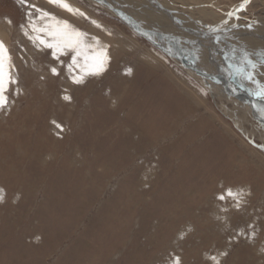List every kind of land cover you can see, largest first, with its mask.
<instances>
[{"label":"rangeland","instance_id":"1","mask_svg":"<svg viewBox=\"0 0 264 264\" xmlns=\"http://www.w3.org/2000/svg\"><path fill=\"white\" fill-rule=\"evenodd\" d=\"M160 1L208 24L234 10L264 22V0H253L258 6L251 9L245 0ZM28 2L86 33L81 64L103 58L105 49L109 59L100 75L87 76L80 85L64 68L53 77L51 56L23 35L29 9L19 0H0V40L18 81L8 87L9 105L0 109V264H164L170 253L183 264H212L208 256L220 264H264V107L255 111L242 100H264L256 95L258 84L264 86V42L248 35L244 48L242 38L230 40L239 50L224 44L227 49L212 50L213 61L190 52L195 66L210 72L213 65L227 78L242 96L237 99L228 87L183 68L90 0H68L88 20L47 0ZM122 10L147 23L133 10ZM32 22L37 28L55 25L52 19ZM142 56L160 64L161 74L175 73L186 80L182 86L196 88L202 107L188 108L181 98L158 107L157 85L145 105L144 88L154 80L143 71L156 67ZM62 59L67 64L70 57ZM247 72L261 81H249ZM153 111L161 116L153 119ZM229 187L250 193L238 211L232 200L215 199Z\"/></svg>","mask_w":264,"mask_h":264},{"label":"snow or ice","instance_id":"2","mask_svg":"<svg viewBox=\"0 0 264 264\" xmlns=\"http://www.w3.org/2000/svg\"><path fill=\"white\" fill-rule=\"evenodd\" d=\"M19 2L23 3L29 9L26 13V17L29 22L28 28L25 29L23 24L20 25L22 29H25L23 31V35L33 44L34 47H36L38 51L47 52V54L51 56L52 61L55 63L49 65L48 72L53 77L60 76V70L61 68H64L71 82L73 84L80 85L84 83L87 76L100 75V73L105 69L106 61L109 59L106 56V49L103 58L94 57L92 58L91 63H88L86 60L84 64H81L79 58L81 55V48L84 45L86 33L74 28L67 20H59L52 12H49L35 4H30L28 0H19ZM247 2H249V0H245V3ZM47 4L51 7L62 9L73 15L78 14L86 20L90 19L83 11L74 9L68 3V0H47ZM243 6L244 5L242 4L241 8H243ZM34 13L36 14L35 16ZM229 15L233 14L229 13ZM34 19H52L55 20V25H46L43 28H37V26L32 22ZM7 23L10 25L12 22L10 19H7ZM91 23L96 25V27H101L96 21H91ZM249 27H251V25H249ZM94 39H96V43L99 44L98 38ZM62 57H70L69 62L65 64ZM6 60L9 61L7 71L5 66ZM10 61L11 57L8 53L7 46L2 40H0V109H5L9 105V98L6 94L8 87L13 83H18V81L14 80L11 75V70L14 68V65H12ZM247 63L252 69L256 68V64L252 63L251 60H247ZM128 72L130 73L131 69H129ZM236 72L238 74H244L242 68H237ZM245 78L256 82L253 72H247L245 74ZM41 79H44L43 75L41 76ZM256 83L258 84V82ZM258 88L259 90L256 92V95L264 96V86H259L258 84ZM63 99L71 101V97L68 95L63 96ZM56 126L58 128L62 127L60 125ZM249 194L250 193H246L243 189L233 191L231 187L227 189L221 188L215 199L221 203H224L229 199L232 200L234 202V207L238 211L244 202V197ZM220 211L227 212L228 208L221 207ZM217 219H222V217L217 216ZM190 230L191 229H189V231ZM185 234L186 233H181L180 238L183 239ZM240 234L242 235L243 233L241 232ZM252 236H255L254 231ZM226 254L227 253H221L220 255ZM207 259L210 260L212 264H220V261L216 256H208ZM164 264H183V261L181 256L170 253Z\"/></svg>","mask_w":264,"mask_h":264},{"label":"bare ground","instance_id":"3","mask_svg":"<svg viewBox=\"0 0 264 264\" xmlns=\"http://www.w3.org/2000/svg\"><path fill=\"white\" fill-rule=\"evenodd\" d=\"M90 1H92V0H90ZM108 1H110V0H108ZM112 2L117 7H119L120 9L129 8V9H131V11L133 10L134 13L138 15V17L141 16L144 21H147V23L141 21L138 18H133V19L137 21V23L142 27L143 30H146V31L153 30V31H157V33H161L160 34L161 36H159V37L166 39L170 43L169 44L170 46L164 45L165 50L167 52L170 51L173 53L177 49V55H178L179 61L184 60L190 66H192L195 69H198L200 71H203V72H207L206 71L207 69L205 70L202 67L195 66L194 62L189 60L190 56H193L190 53L191 51H193V52L199 51V52H201V54L205 53V54H207L208 59L210 58V60L213 61L214 53L212 52V50L213 51L216 50L219 52V49H227L224 46V44H228L231 49L239 50L238 45L230 42V40L240 41V38H242V40H243V38H245L246 36L249 35L259 42H262V41L264 42V36H263L264 35V22L258 21V20L255 21L252 18H249V19L245 18L242 15H240V13L236 17V18H238L237 20H235V18L226 19L227 17L230 16V15L229 16L226 15L223 19L219 18L220 21L213 20L214 22L212 24H208V23L204 22L205 20L203 21V20L196 19L192 15H190V14H188L182 10H178L176 8L172 9L168 5H166V3L164 4L165 7L167 9L172 10L175 13L174 15L163 14L160 11H157L153 8H150V7H148L147 2H145L144 0H112ZM249 4H251L250 5L251 6L250 9H251V8H254L255 6L256 7L258 6V1H254V2L249 1V2L245 3V5H247V7ZM245 5L243 6V9H244ZM233 12H235V10ZM151 13L159 16V18H157V16L155 19L153 17H150ZM260 19H261V17H260ZM241 21H244L243 24H241ZM141 22H143V23H141ZM249 25H251V27H249ZM207 26H214V27H211L212 28L211 29V28H206ZM257 27H260V28H257ZM161 29H163L165 32H162ZM256 29L257 30L259 29L260 31H262L263 35L260 34V36H259ZM242 40L240 41V43L244 47L247 43L244 42V40L243 41ZM247 45H249V44H247ZM185 46L187 48H185ZM187 50H189V51H187ZM248 50H245V53ZM260 50L264 51V48H261ZM250 52H251V50H250ZM238 54H240V53H238ZM233 56H235V55H233ZM240 56H241V54H240ZM263 56H261V57H263ZM200 57H202V56H200ZM243 57H244V55H243ZM192 60L194 61L195 57ZM234 61H236V60H234ZM203 62H205V61H203ZM241 64L242 63H240V65ZM215 65L217 66V64H215ZM212 67H213V65H211V69H210L211 71L210 72L208 71L207 74L210 75L211 77L217 78L221 82L227 83L228 79L223 77V76H220L219 73H215V71L213 70ZM256 68H257V66H256ZM186 69H188V68H186ZM228 88L233 92L234 95L240 96L238 94L237 88L234 85L228 84ZM240 97H242V96H240ZM251 99H254V102H257V103H254L253 100H251ZM242 100H244L243 102L248 101L246 104H248V103L252 104L253 103L252 105H253V109L255 111L257 110V107H259L260 109H261V107H264V100L262 101V100L254 98V97H247V98L242 97Z\"/></svg>","mask_w":264,"mask_h":264},{"label":"crops","instance_id":"4","mask_svg":"<svg viewBox=\"0 0 264 264\" xmlns=\"http://www.w3.org/2000/svg\"><path fill=\"white\" fill-rule=\"evenodd\" d=\"M257 28H260V27H257ZM258 31H260V30L258 29L257 32ZM260 34L263 35V32L259 33V36H260ZM145 56H142L143 57L142 60L147 64V66L152 65V66L156 67V68H153L154 70L152 68H150V69L147 68L146 71H143L146 78H150V79L154 80L153 83H150L147 87L144 88L145 90H148L147 96L143 97L145 105L148 102V94L149 93L153 94L152 90L157 85V88L159 89V91L158 92L156 91L155 94L158 95V98H157V100H158L157 106L158 107L163 106L165 108L166 105L167 106H170L171 104L173 105L175 99L177 100L179 98L182 99L181 102L184 104V106H187L188 108H192L194 110H199L202 107V105L204 104V102L202 101L203 97L201 96V94L197 90H195L196 88L189 86V85L187 87L184 85L182 86V83L187 84L186 80L185 79L182 80V77L177 76V74H175V73L173 74L172 77H171V75L167 76V75L161 74L159 72V71H163L162 70L163 68H161V65L160 64H154L153 62L151 64H150V62L148 63V61H150V59L145 58ZM173 81L177 82V85H175V82H173ZM130 82L131 83L129 84V90H132L136 86H135L134 81H130ZM164 83H167L169 85V89H170V90H168L169 93H166V86L164 85ZM179 84L181 86H179ZM127 94L128 95L130 94V96L132 95L131 93H129V91ZM168 94H169V97H168ZM152 116L154 117L153 119H155L156 117L158 118L159 116H161V114L160 113H154V111H153L151 113L150 117H152Z\"/></svg>","mask_w":264,"mask_h":264},{"label":"water","instance_id":"5","mask_svg":"<svg viewBox=\"0 0 264 264\" xmlns=\"http://www.w3.org/2000/svg\"><path fill=\"white\" fill-rule=\"evenodd\" d=\"M145 2H147L148 7L153 8L157 11L162 12L163 14H169V15H174L175 13L170 10L167 9L164 5V3H162V1L160 0H144ZM250 2L253 0H249ZM92 2H94L95 4L99 5L101 8H105L107 9L113 16H115L116 18H118L119 20H121L124 24H126L135 34H137L138 36L142 37L143 39L147 40L149 43H151L153 46H156L158 49H160L163 53H165L170 59L172 60H178V55H177V49L176 51L173 52V55L170 52H167L165 50V46H170L169 41H167L166 39H163L159 36H161V33H157V31H146L143 30L142 27L137 23L136 20H134L133 18H131L130 16H128L127 14L124 13V11L122 9H120L119 7H117L112 0L108 1V0H92ZM245 8V7H244ZM241 12V10H240ZM239 11H235L230 15L229 17H227L226 19L229 18H236L237 15L240 13ZM175 17V16H174ZM225 23V22H224ZM214 26H207L206 28H211ZM212 29V28H211ZM163 37V36H162ZM179 62H181V65L183 68H188L189 70H191L192 72L196 73L199 77L201 78H205V79H212V80H216L218 81L217 83L223 84L225 87H228V82L224 83L220 80H218L215 77H211L210 75L207 74V72H203L200 71L198 69H195L194 67L190 66L186 61H182L180 60ZM234 97H236L237 99L238 96L233 95Z\"/></svg>","mask_w":264,"mask_h":264}]
</instances>
